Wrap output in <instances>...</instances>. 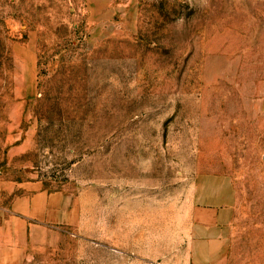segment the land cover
Returning a JSON list of instances; mask_svg holds the SVG:
<instances>
[{
    "label": "rangeland",
    "instance_id": "1",
    "mask_svg": "<svg viewBox=\"0 0 264 264\" xmlns=\"http://www.w3.org/2000/svg\"><path fill=\"white\" fill-rule=\"evenodd\" d=\"M0 170L66 191L6 264H197L212 194L264 264V0H0Z\"/></svg>",
    "mask_w": 264,
    "mask_h": 264
},
{
    "label": "crops",
    "instance_id": "2",
    "mask_svg": "<svg viewBox=\"0 0 264 264\" xmlns=\"http://www.w3.org/2000/svg\"><path fill=\"white\" fill-rule=\"evenodd\" d=\"M0 170V263L13 261L23 250L30 236L47 233L56 224H66V191H52L42 181H17L1 176ZM202 207L196 208L199 235L194 250L197 264H222L228 257L230 240L227 231L233 224V207L218 194L201 198ZM206 216V217H205ZM21 247V248H20ZM2 264V263H1Z\"/></svg>",
    "mask_w": 264,
    "mask_h": 264
}]
</instances>
